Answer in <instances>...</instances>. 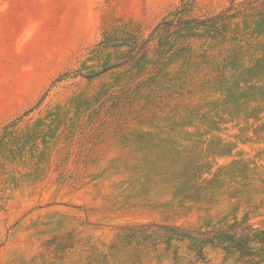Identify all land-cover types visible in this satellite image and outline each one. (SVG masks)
I'll return each instance as SVG.
<instances>
[{"label": "rangeland", "instance_id": "1", "mask_svg": "<svg viewBox=\"0 0 264 264\" xmlns=\"http://www.w3.org/2000/svg\"><path fill=\"white\" fill-rule=\"evenodd\" d=\"M181 1L0 0V264H241L206 240L264 227V61L232 84L264 58V9L230 22L256 36L217 72L227 95L190 76L167 95L182 60L158 93L131 95L147 73L122 39L143 41ZM194 1L184 17L232 3ZM252 1L264 8L234 0ZM148 46L154 70L162 53Z\"/></svg>", "mask_w": 264, "mask_h": 264}, {"label": "trees", "instance_id": "2", "mask_svg": "<svg viewBox=\"0 0 264 264\" xmlns=\"http://www.w3.org/2000/svg\"><path fill=\"white\" fill-rule=\"evenodd\" d=\"M252 2L254 3L251 6L241 8L237 7L232 0L230 6L215 14L204 17H184L186 13L193 10L195 1L182 0L174 11L176 17L163 18L143 41L140 40V34H130L122 39L120 45L129 49L125 62L131 65V69L136 70L137 75L147 73L146 77L134 84L130 94L148 98V94L158 93L157 89L160 84L158 79L163 70L175 60H182L184 65L186 63L185 70L187 71L180 72L176 81L167 82L165 87L167 95L181 96L182 90L185 89L181 82L187 80L189 76L193 89L207 86V82L212 77L214 81L209 86L227 95L230 89L229 83L221 82V80L217 82V78L221 75L217 72L219 68L225 72L228 67L236 66V53L242 47L240 42L243 43L244 40L250 42V39L256 36L233 33L230 31V22L238 16L253 18L246 13V10H252L257 14L264 9L261 3ZM260 20L264 25V17ZM253 33L256 32L253 31ZM152 40L156 41V47L162 53V58L157 63V69L148 70L146 67L149 63L148 45ZM263 61L264 58L258 60L248 70L250 74H253L252 76L247 78L236 76L232 84H247L248 81L254 79V75L262 70L260 65ZM189 68H193L190 69V73ZM250 88L255 87L250 85ZM143 91H146L147 95H143ZM187 93H190V89ZM165 229L176 231L174 227H165ZM179 233L188 234L183 231ZM206 241L219 245L229 256L237 255V261L241 264H264V227L254 228L245 225L244 222H235L213 229L212 235Z\"/></svg>", "mask_w": 264, "mask_h": 264}]
</instances>
